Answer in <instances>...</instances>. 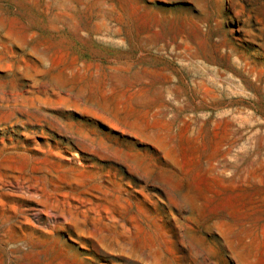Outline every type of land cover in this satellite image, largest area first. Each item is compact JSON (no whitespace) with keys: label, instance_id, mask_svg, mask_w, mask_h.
I'll return each mask as SVG.
<instances>
[{"label":"rangeland","instance_id":"1","mask_svg":"<svg viewBox=\"0 0 264 264\" xmlns=\"http://www.w3.org/2000/svg\"><path fill=\"white\" fill-rule=\"evenodd\" d=\"M0 264H264V0H0Z\"/></svg>","mask_w":264,"mask_h":264}]
</instances>
